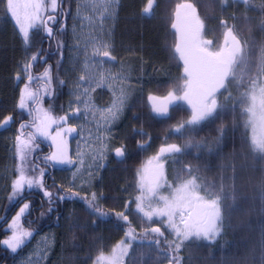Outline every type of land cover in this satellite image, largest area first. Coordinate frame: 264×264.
<instances>
[{
	"label": "trees",
	"instance_id": "obj_1",
	"mask_svg": "<svg viewBox=\"0 0 264 264\" xmlns=\"http://www.w3.org/2000/svg\"><path fill=\"white\" fill-rule=\"evenodd\" d=\"M60 1L57 0V11L53 14L62 13ZM147 3L148 0H123L117 19L115 54L132 67L137 82V89L115 132L114 145L124 146L125 157L117 160L112 156L90 192L62 187L63 192L69 189L78 192L85 201L91 200V193L95 192L96 203L108 218L91 212L79 199L57 201L53 205L54 211L49 213L47 198L42 191L26 188L23 197H30L27 201L30 208L21 218V224L32 233L49 224V228L55 231V244L47 264H97L99 257L113 252L128 230L127 224L115 219L118 212L128 215L134 237L124 264H177L174 257H178V264H264V154L254 152L250 147L251 136L246 128L247 116L242 104L248 90L246 86L255 76H264L261 66L264 0H248L246 3L153 0L151 11L145 13ZM178 4H192L197 9L205 24L203 37L212 41L216 48L224 37V21L234 23L236 33L246 41V54L240 67L243 71L240 87L237 89L236 79L228 90L231 98L228 101L225 95L218 98V105L227 103L228 106L217 109L219 118L214 115L191 128L185 126L180 132L175 129L191 118V110L180 103L167 116H158L152 111L148 99L149 96L163 98L169 92L183 94V65L174 51L176 35L171 27ZM63 11L68 16L73 15L76 1L64 0ZM46 38L42 27L35 29L25 49L8 14L7 0H0V122L12 117L9 126L0 128V180L14 160L12 181L1 205L2 221L11 215L21 199L12 197V184L19 177V169L23 167L25 175L32 176L38 165L36 153L32 151L30 155L26 152V158L21 160L15 139L20 125L32 121L27 111H20L17 107L21 88L28 83L23 77L26 59L41 54L36 61L30 59L35 66L34 77H42L45 67L50 68L49 79L55 99L45 105L42 103L44 106L41 104L45 110L49 109L53 117H63L69 101L65 61L71 39L65 31L59 32L56 42L51 39L48 51ZM111 95L108 91H101L95 95V100L108 106ZM52 130L56 131V125ZM13 142L15 149L11 157ZM138 144L145 148H138ZM171 144L178 145L181 151L164 157L162 162L165 160L166 173L174 187L195 176L201 196L208 198V192L219 196L221 213V233L217 239L206 241L192 237L183 241L178 252L173 251L171 244L178 238L165 228L163 222L147 220L135 208V197L141 193L139 172L149 159L158 155L161 147ZM43 182L45 189L54 196L62 195L52 180L47 184L43 178ZM30 221H34L33 224ZM157 227L163 233L162 237L151 231ZM5 229L6 226L0 232V264H12L13 258L25 251L31 237L13 253L2 243L11 236V230Z\"/></svg>",
	"mask_w": 264,
	"mask_h": 264
},
{
	"label": "snow or ice",
	"instance_id": "obj_2",
	"mask_svg": "<svg viewBox=\"0 0 264 264\" xmlns=\"http://www.w3.org/2000/svg\"><path fill=\"white\" fill-rule=\"evenodd\" d=\"M110 0H106V3ZM153 0H148L147 6L144 8V12L148 13L152 9ZM56 0H52V8L55 9ZM43 0H37L35 3H20L18 0H7V10L10 13V18L14 20L15 25H18V31L22 34L24 43L29 42L30 29H37L42 27L43 33L47 37L52 36V28L47 26V22L43 20L40 13L43 11ZM49 21L54 22V17L49 16ZM173 29L177 30L178 42L174 46V51L177 55V59L183 62L184 72V89L182 95H176L174 92H169L166 97L160 98L155 96H149L148 99L153 101L152 111L156 114L166 115L169 111L168 105L175 101L183 100L191 108V118L187 121L180 123L175 131L180 132L185 126L191 128L194 125H198L203 121L209 120V118H219L220 113L217 109H224L228 104L217 103V94L221 89L225 92L228 91L226 87V81L230 75L233 74V66L240 58L241 47L240 42L232 34V30L229 28L225 37V46L220 47L218 50H210L209 45L211 41L202 39L201 33L203 24L199 18L195 15V8L191 4H178L176 8V22L171 25ZM229 38L231 44L229 45ZM103 56H109V52L104 51ZM32 61H36L37 56H31ZM261 66L264 68V52L261 55ZM31 64L24 65V72L28 83L24 85L21 90L18 110L27 111L32 116V121L29 124L22 123L19 128V134L16 136V142L19 146L20 158L24 160L26 158V152L33 151L38 148L39 145L35 143L36 136H42L44 139L50 140L54 151L48 156L43 157L44 162H56L58 164L74 163L68 155V136L75 132L76 129L71 126H67L68 116L53 117L48 110H45L42 106L43 95H52L50 87H45L43 92L33 91L29 84L33 81L34 77L29 72ZM45 79H49V73L45 70L43 74ZM38 79V78H37ZM81 80L84 78L81 77ZM87 89H84L87 94ZM230 97H225L228 101ZM29 101L32 102L34 108H29ZM157 101H160L157 103ZM120 101L114 104L109 109L108 116L106 118L107 123H112L118 118L120 111ZM244 104V111L246 113V128L251 129V144L250 147L254 152L264 154V83L257 87L256 82H252L250 91L244 93L242 99ZM79 113V109L75 110ZM12 117L8 116L0 122V128H4L10 125ZM56 125V131L53 134L52 126ZM33 128L34 132L27 133V139H24L25 129ZM222 132V130H221ZM147 135V133H142ZM246 135V134H245ZM138 148L144 149V145H137ZM181 148L176 144L167 145L161 147L157 156L152 157L139 172V187L142 190L141 195L135 197V208L143 214L147 220H151L153 216L166 218L164 221L168 227L171 228L178 237V240L172 241V249L174 252H178L179 247L183 241L192 237L197 239H204L208 241H214L219 236L221 231V213L219 206V196L208 192L206 198L201 196L198 192L200 185L196 182L197 178L192 176L191 179H187L181 183L178 188L175 189L174 194L169 197H159L163 202L162 207H152L150 204L145 205V193L149 197L157 195V189L161 187V180L163 178V163L160 162L161 156L165 153H179ZM103 153H100V159H103ZM114 155L117 160H122L125 157V148L123 145L114 149ZM100 165H97L99 170ZM19 177L14 180L12 184V197H23L25 189L31 191L33 188L42 191L43 196L47 198L49 205L48 212L54 211L53 205L57 201L63 202L73 201L79 199L81 202L86 203L87 208L105 219L108 218V214L101 211L99 205L96 203L97 194L91 193V200L85 201V198L80 197L78 192H72L70 189L64 192L62 195H55L51 191H48L44 187L43 177L45 170L38 165L34 168V174L32 176H26L24 168L19 169ZM191 175V173H189ZM127 207V205H126ZM30 204L25 202L19 207L16 215L11 219V222L7 224L6 229L11 230V236L2 241L3 245L7 246L13 253L25 243L26 238L31 237L33 233L25 229L21 224V218L28 212ZM179 215L181 228L176 222V216ZM43 216V213L41 214ZM115 219L119 222H124L128 225L126 232L127 237H133V229L130 226L128 215L124 212L115 213ZM152 232L163 236L160 228H152ZM159 244V240L156 241ZM130 245H124V241L117 245L113 249L110 257H99V260H106L107 264H123V256L127 254V248ZM178 264V257H174ZM99 260L97 264H99Z\"/></svg>",
	"mask_w": 264,
	"mask_h": 264
},
{
	"label": "rangeland",
	"instance_id": "obj_3",
	"mask_svg": "<svg viewBox=\"0 0 264 264\" xmlns=\"http://www.w3.org/2000/svg\"><path fill=\"white\" fill-rule=\"evenodd\" d=\"M238 1L248 2V0ZM18 2L35 3L36 1L18 0ZM109 3L110 2L106 3V0H76V11L72 16V24L69 33L72 43L66 58L65 65V77L69 85L70 99L68 101L65 113H63V116H68L67 126H71L76 129L75 132L71 133V135L68 136V155L74 163L69 165L58 164L56 162H48L53 166H56L57 164L61 167L67 166L70 171L66 173L65 185L67 187L86 192H89L94 184L98 181L101 172L104 170V167L108 163V160L112 156H115V132L124 117L125 110L131 96L137 89V82L135 81L136 77L133 75L132 67L128 63L118 59L114 52V38L119 7L114 3L117 6L114 8ZM43 5L44 9L40 13L42 18L53 11L52 0H43ZM8 14L10 16L9 11ZM11 20L14 23V20ZM15 26L18 31V25ZM224 28L225 36L227 34V30L230 28L232 30V34L239 39V37L235 33L233 24L225 22ZM33 30L34 29H30V35ZM18 33L22 39V34L19 31ZM24 46L26 45L24 44ZM49 47L50 43L48 44V51L50 49ZM209 48L211 49V45H209ZM104 51L109 52V56H103L102 53ZM245 52V45H243L242 54H240V58L234 65L235 72L238 69L236 75V83L238 85L237 89H239L242 80L243 71L242 69H240V67ZM40 55L41 54L39 53L37 59L40 58ZM29 63L31 64V60L26 59L24 65ZM45 70H47L49 75L51 76L49 66L45 67L44 73ZM81 77H83L84 79L81 80ZM233 77L234 73L232 75V78ZM24 78H26L25 72ZM35 78L37 80H35L37 83H34V81H32V85L29 86L33 91L42 93L45 87H50L52 91L50 79H45L44 75L43 77H39L38 79L37 77ZM253 81H255L257 87H259L262 83H264V76H255ZM252 82L246 86L248 89L246 90V92L250 91ZM84 89L88 90L87 94H85ZM97 90H105L112 94L113 101L110 106L101 107L96 105L93 94ZM227 96H229V93H227ZM52 99H55L54 91H52L51 96L43 95L42 103L45 105L47 102H51ZM120 101H122V104H120L118 118L112 123H107L106 118L108 116L109 109H111L114 104H117ZM159 102L160 101H157V103ZM179 102L185 104L190 108L186 101L179 100ZM28 103L30 109L34 108V105L31 101H29ZM151 103L153 104V101H151ZM76 109H79V113L75 112ZM53 110L55 111L54 108ZM157 115L164 116L160 114ZM28 131L31 130L28 129ZM249 131L251 135L250 128ZM52 132L53 134L55 133L54 130H52ZM37 138H39L38 140H40L37 144L41 146L40 143L41 141H43V138L38 135ZM45 140L47 141V147L51 149V152L54 151V147L52 146L51 141L47 139ZM14 148L15 147L13 146L12 152ZM38 149H34L32 152H35L37 154ZM29 152H27V155H30ZM100 153L104 154L103 159H100ZM13 164L14 160L12 159L10 166L7 168L4 176L0 180V214L3 194L7 190L10 178L12 176L11 174L14 172ZM98 164L100 165L99 170H97ZM164 168L165 167H163L161 187L157 189V195L149 197L146 189L144 190V202L146 205V210L147 205L149 204L152 207H162L163 202L159 199V197L163 196L171 198V196L175 192V189L180 186L179 185L174 187L172 179L166 173V169ZM46 176L47 175H44L43 178H45ZM198 192L200 194V189H198ZM175 219L177 224L182 228L183 225L180 224L179 215H177ZM151 220H159L163 222L165 228L174 237L178 238L176 236V233L168 227L167 223L164 222L166 218L153 216ZM217 238L218 236L216 237V239ZM133 240L134 239H132V237H127L125 234L124 238L121 241H124V245L131 246L132 242H134ZM121 241H119L117 245L121 244ZM54 244L55 235L53 231L48 230L44 233H40L33 239L31 244L29 243L26 246V250L15 258L12 264H47L53 251ZM130 246L127 248V254L129 252ZM127 254L123 256V264ZM111 255L112 253L103 257L107 258ZM99 264H107V261L100 260Z\"/></svg>",
	"mask_w": 264,
	"mask_h": 264
},
{
	"label": "flooded vegetation",
	"instance_id": "obj_4",
	"mask_svg": "<svg viewBox=\"0 0 264 264\" xmlns=\"http://www.w3.org/2000/svg\"><path fill=\"white\" fill-rule=\"evenodd\" d=\"M52 17H54V22L51 21L52 25L50 27L52 28V32H54V34H57L61 30V27L64 24V17H63V15H60V14L53 15ZM70 24H71V20H68V21L66 20V28H68L70 26ZM230 44H231V40L229 38V45ZM27 133H31V131H26L25 135H27ZM47 155H48V153L47 154L46 153L43 154V156H47ZM44 165L48 166L47 164H44ZM61 175L62 174L60 172H58V171H56V170L53 169V170L50 171V175L48 176V178L49 177H52L53 178V180H54L53 181V184L57 186V188H58V190H59L60 193H62L63 191H62L61 186H59L58 183L56 182V179H57L58 176L60 178Z\"/></svg>",
	"mask_w": 264,
	"mask_h": 264
},
{
	"label": "water",
	"instance_id": "obj_5",
	"mask_svg": "<svg viewBox=\"0 0 264 264\" xmlns=\"http://www.w3.org/2000/svg\"><path fill=\"white\" fill-rule=\"evenodd\" d=\"M175 22H176V15H175V20H174V23H175ZM174 30H175V31H176V33H177V30H176V29H174ZM177 42H178V33H177ZM222 90H223V89H221V90H220V92H222ZM218 94H219V93H218ZM173 103H174V102H173ZM173 103H170V104H173Z\"/></svg>",
	"mask_w": 264,
	"mask_h": 264
}]
</instances>
